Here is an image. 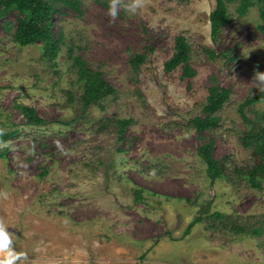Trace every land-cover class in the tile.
I'll list each match as a JSON object with an SVG mask.
<instances>
[{
	"label": "rangeland",
	"instance_id": "1",
	"mask_svg": "<svg viewBox=\"0 0 264 264\" xmlns=\"http://www.w3.org/2000/svg\"><path fill=\"white\" fill-rule=\"evenodd\" d=\"M215 3L81 0L80 12L55 19L63 41L52 60L41 42L15 41L16 11L0 17V221L28 264H264V178L249 184L259 157L243 144L264 101L242 108L264 90L260 6L240 16L228 0L214 41ZM179 35L191 46V79L164 71ZM73 56L115 93L84 110ZM213 85L228 99L217 126L199 133L191 121ZM19 105L44 124H29ZM210 140L224 168L215 180L198 153Z\"/></svg>",
	"mask_w": 264,
	"mask_h": 264
},
{
	"label": "trees",
	"instance_id": "2",
	"mask_svg": "<svg viewBox=\"0 0 264 264\" xmlns=\"http://www.w3.org/2000/svg\"><path fill=\"white\" fill-rule=\"evenodd\" d=\"M81 0H0V17L9 11L18 13L14 39L21 46L42 43L43 54L46 58L54 59L60 51L63 35H56L54 31L55 19L63 10L69 9L80 12ZM215 7L209 15L210 35L216 41L224 25L230 20L228 10V0H215ZM263 0H238L236 8L240 16L245 15L249 9L255 5L260 6L261 24L258 26L264 37V8L261 6ZM191 46L182 35L175 39L174 54L164 63V71L170 72L177 68L181 70V78L191 79L196 75L195 69L190 64ZM144 61V57L138 55L132 63L136 67ZM72 66L77 75V80L82 84V108L86 110L92 104H95L115 93V88L105 81L100 72L91 69L86 62L79 56L72 57ZM229 90L217 85L208 89L206 104L203 107V116L192 119L194 128L202 133L204 130H212L218 124L219 117L216 115L228 99ZM264 101V90L247 98L242 108L248 105ZM24 117L31 125H43L44 120L30 107L19 105ZM129 119L120 120L118 124L120 131H123ZM16 131H9L3 135V139L16 134ZM243 144L252 148L259 157V162L249 168L245 175L252 187L260 188L261 180L264 178V112H258L251 127L246 131L243 137ZM213 141L203 144L199 150V156L206 165V173L211 180H215L224 175L223 165L212 155ZM140 198V196H138ZM216 217H223L220 212L212 214ZM199 221L195 218L187 227L186 233L190 232L191 227ZM239 232L243 229L234 227ZM252 234H257L258 230H253Z\"/></svg>",
	"mask_w": 264,
	"mask_h": 264
},
{
	"label": "clouds",
	"instance_id": "3",
	"mask_svg": "<svg viewBox=\"0 0 264 264\" xmlns=\"http://www.w3.org/2000/svg\"><path fill=\"white\" fill-rule=\"evenodd\" d=\"M138 7L133 4V11ZM110 15H117L115 4L110 8ZM258 82H264V73H257ZM30 257L26 251H17L15 234L8 231V225L0 221V264H28Z\"/></svg>",
	"mask_w": 264,
	"mask_h": 264
}]
</instances>
